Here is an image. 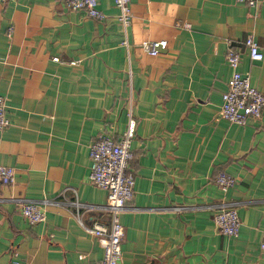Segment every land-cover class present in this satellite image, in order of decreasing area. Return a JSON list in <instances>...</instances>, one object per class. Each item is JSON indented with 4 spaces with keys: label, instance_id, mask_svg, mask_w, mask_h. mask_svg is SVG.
<instances>
[{
    "label": "crops",
    "instance_id": "0c3cea01",
    "mask_svg": "<svg viewBox=\"0 0 264 264\" xmlns=\"http://www.w3.org/2000/svg\"><path fill=\"white\" fill-rule=\"evenodd\" d=\"M98 7L102 20L66 0L0 1V94L10 120L0 164L16 169L13 184L0 182V264L103 258L76 214L109 224L108 192L89 179L90 144L103 132L120 139L130 114L135 192L120 216V264H264V109L245 124L220 115L229 46L264 92V58L253 60L245 43L253 34L264 52V0H132L128 26L114 0ZM162 38L168 47L158 56L142 47ZM222 171L236 178L226 191L216 183ZM16 197L47 200L45 220L29 223ZM227 201L239 212L237 236L214 222Z\"/></svg>",
    "mask_w": 264,
    "mask_h": 264
},
{
    "label": "built area",
    "instance_id": "2783aa9c",
    "mask_svg": "<svg viewBox=\"0 0 264 264\" xmlns=\"http://www.w3.org/2000/svg\"><path fill=\"white\" fill-rule=\"evenodd\" d=\"M114 1L119 9L120 21L124 26H128L132 19V0ZM236 1L244 2L252 7L259 2V0ZM66 3L70 9L83 12L87 16L100 20L106 17L98 7L99 0H66ZM12 30V28L9 29L8 36H11ZM245 43L253 60L264 58V52L253 34L248 35ZM141 44L150 55L158 56L166 51L168 40L165 38L145 39ZM226 58L231 67V74L227 81V88L222 95L221 117L238 124H245L250 118H260L264 109V92L252 84L248 73L240 70L241 52L238 48L229 46ZM53 59L62 61L60 56H54ZM78 62L79 60L69 61L71 64ZM5 109L6 96L0 94V131L10 125ZM136 124V118L130 114L127 128L120 139H116L110 132H103L90 144L92 163L89 179L92 184L107 190L108 198L105 208L110 212L109 224L97 220L88 225L83 221L80 213L76 214L82 228L98 237L104 248L103 258L95 264H120L123 259L122 243L125 237V226L121 222L120 216L135 192V173L130 167V160L134 156L131 142L135 136ZM15 175L14 166L0 164V182L2 184H13ZM216 183L226 191L236 183V178L222 171L217 175ZM14 200L18 204L21 214L29 223L36 224L45 220L47 200L40 202L24 197H16ZM214 222L220 233L237 236L240 231L241 219L236 202L221 203L214 212ZM260 250L264 255V233Z\"/></svg>",
    "mask_w": 264,
    "mask_h": 264
}]
</instances>
